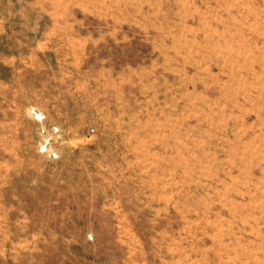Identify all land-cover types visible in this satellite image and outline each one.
Listing matches in <instances>:
<instances>
[{"label":"rangeland","instance_id":"1","mask_svg":"<svg viewBox=\"0 0 264 264\" xmlns=\"http://www.w3.org/2000/svg\"><path fill=\"white\" fill-rule=\"evenodd\" d=\"M0 264H264V0H0Z\"/></svg>","mask_w":264,"mask_h":264}]
</instances>
